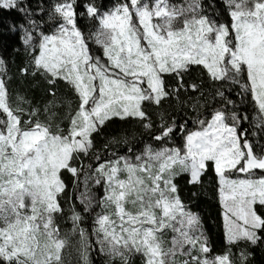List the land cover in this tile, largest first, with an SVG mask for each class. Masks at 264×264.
<instances>
[{"label":"snow or ice","instance_id":"6c2138e0","mask_svg":"<svg viewBox=\"0 0 264 264\" xmlns=\"http://www.w3.org/2000/svg\"><path fill=\"white\" fill-rule=\"evenodd\" d=\"M0 264H264V0H0Z\"/></svg>","mask_w":264,"mask_h":264},{"label":"trees","instance_id":"16d2710c","mask_svg":"<svg viewBox=\"0 0 264 264\" xmlns=\"http://www.w3.org/2000/svg\"><path fill=\"white\" fill-rule=\"evenodd\" d=\"M210 224H211V222H209ZM213 232H215V229L213 228ZM214 238H215V236H214Z\"/></svg>","mask_w":264,"mask_h":264}]
</instances>
